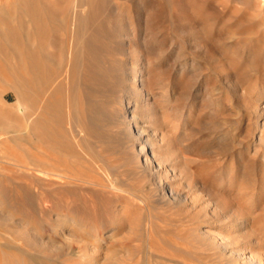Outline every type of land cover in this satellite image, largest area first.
<instances>
[{
	"label": "rangeland",
	"instance_id": "rangeland-1",
	"mask_svg": "<svg viewBox=\"0 0 264 264\" xmlns=\"http://www.w3.org/2000/svg\"><path fill=\"white\" fill-rule=\"evenodd\" d=\"M122 1L121 82L70 95L68 142L29 138L0 80V264H264V0Z\"/></svg>",
	"mask_w": 264,
	"mask_h": 264
},
{
	"label": "bare ground",
	"instance_id": "bare-ground-1",
	"mask_svg": "<svg viewBox=\"0 0 264 264\" xmlns=\"http://www.w3.org/2000/svg\"><path fill=\"white\" fill-rule=\"evenodd\" d=\"M106 2L107 0H19L18 7L0 14V60L8 64V70L0 65V80H7L8 86L4 89L10 88L13 91V106L19 110L18 116L26 120L28 137L35 138L41 145L57 144L67 141L69 135L78 134L72 124L73 120L71 121L73 114L70 110V95L73 98L74 94H79L80 98H93L94 93H97L104 97L115 91L116 86H112V82L116 80L119 83L121 80L122 75L120 77L117 72L121 69L118 66L121 61L113 55L118 49L110 48L109 41L103 42L99 38L101 34L112 38L113 27H119L108 9L109 2ZM25 3L26 6H20ZM120 4L122 7L123 1ZM122 8L120 9L123 10ZM101 13L104 14L100 17ZM53 31L55 33L50 34ZM5 47L8 49H2ZM6 95L3 94L2 98L7 101ZM4 100L1 101L0 98L2 113L6 112ZM83 111L79 110L80 114ZM79 112L77 111L78 115ZM7 115L11 116L9 112ZM10 125L0 117V128ZM11 126L17 129L16 123ZM61 126L67 128L68 132H62ZM72 142L74 143L73 139ZM67 146L72 151L76 147L72 143ZM102 147L106 148L104 151L107 150L106 146ZM45 156L39 157L42 166L39 171L44 174L60 173L55 162L46 161L51 156ZM35 157L38 158L33 154V158ZM92 160L95 165L96 157ZM53 167H56V172L52 171ZM101 179L93 178L92 182L101 185Z\"/></svg>",
	"mask_w": 264,
	"mask_h": 264
}]
</instances>
